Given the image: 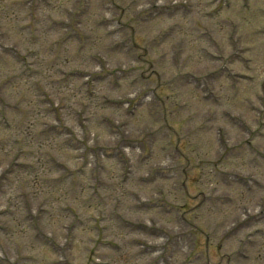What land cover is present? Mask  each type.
<instances>
[{
    "label": "rangeland",
    "instance_id": "obj_1",
    "mask_svg": "<svg viewBox=\"0 0 264 264\" xmlns=\"http://www.w3.org/2000/svg\"><path fill=\"white\" fill-rule=\"evenodd\" d=\"M46 1L0 0V264H264V0Z\"/></svg>",
    "mask_w": 264,
    "mask_h": 264
}]
</instances>
